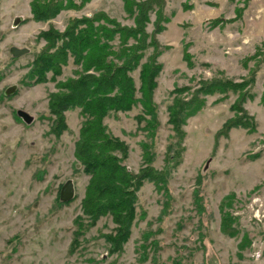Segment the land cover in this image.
<instances>
[{
  "label": "rangeland",
  "instance_id": "rangeland-1",
  "mask_svg": "<svg viewBox=\"0 0 264 264\" xmlns=\"http://www.w3.org/2000/svg\"><path fill=\"white\" fill-rule=\"evenodd\" d=\"M30 1L0 0V264H264V62L258 64L264 53L246 67L242 63L254 55L255 45L264 43V33H255L260 2L164 0L161 16L167 21L156 35L163 51L153 93L160 122L153 148L155 168L164 165L170 142L166 105L174 98L170 95L174 87L195 88L200 80L212 78L250 82L258 64L254 83L246 87L251 98L243 105L255 119L256 130L233 128L226 136H217L233 116L229 106L236 96L217 103V96L205 97V105L183 127L185 151L168 176V194L143 182L136 193L129 239L119 253H110L107 237L114 228L110 216L99 218L70 251L73 219L82 214L80 201L88 180L73 154L81 118L78 109L65 112L66 130L56 136L47 97L73 76L76 66L69 58L55 80L48 72L46 83L28 87L21 81L45 45L38 37L42 31L52 27L62 32L71 20L99 15L127 27L133 21L122 0H72L75 8L36 22ZM155 10L148 13L149 33ZM15 17L22 20L13 27ZM212 20L224 24L211 27ZM10 47L29 51L12 57ZM183 50L190 55V65ZM218 71L223 73L218 76ZM131 76L137 87L136 71ZM13 85L15 92L5 96V89ZM140 111L136 106L103 120L107 130L127 144L124 162L135 174L142 166L140 143L146 140L143 124L135 119ZM67 180L72 181L76 198L60 207L58 190Z\"/></svg>",
  "mask_w": 264,
  "mask_h": 264
},
{
  "label": "trees",
  "instance_id": "trees-1",
  "mask_svg": "<svg viewBox=\"0 0 264 264\" xmlns=\"http://www.w3.org/2000/svg\"><path fill=\"white\" fill-rule=\"evenodd\" d=\"M122 3L125 13L132 18L131 26L120 25L116 20L99 15L71 20L62 32L52 27L42 31L38 37L45 45L27 66L26 80L21 81L23 86L28 87L43 84L48 81V72L52 74L51 79L55 80L69 58L77 68L72 77L58 83L56 91L47 97L48 119L52 123L51 131L56 136L66 130L65 112L78 109L81 118L73 154L88 180L80 201L82 214L73 219L75 229L70 251L79 244V238L104 216H110L114 223L113 232L107 237L109 252L121 251L129 239L135 220L137 191L144 181H148L156 191L168 194V176L180 163L185 151L183 127L186 120L205 105V97L217 96V103L226 100L230 94L236 96L229 106L233 116L222 124L217 136H226L233 128H242L249 133L256 130L255 119L243 105L251 98V95H247L246 87L254 83L258 64L264 60L254 68L250 82L249 79L234 83L229 78H212L200 80L195 88L174 87L170 91L174 98L166 105L170 142L166 147L164 165L160 169L155 168L153 148L160 122L153 93L162 69L158 57L163 51L156 35L164 29L163 24L167 21L161 16L164 0H122ZM29 8L34 21L47 22L61 10L75 6L72 0H31ZM154 8L157 15L153 30L149 33L146 28L148 13ZM209 23L211 27L224 24L222 20L217 24L215 20ZM263 46L264 43L255 46L254 55H247L242 60L244 67L246 62L257 60L264 53ZM183 58L188 65L191 64L186 50H183ZM135 71L137 87L131 76ZM221 73L223 71H218L217 75ZM181 94L186 95L179 98ZM136 106H141V111L135 119L138 124H143L141 131L148 141L140 143L142 166L135 174L127 169L124 162L128 155L127 144L113 136L103 120L111 114L129 112ZM59 190L56 202L60 207L76 198L74 195L71 201L60 202ZM84 216L87 222H83ZM226 225V221L222 223L224 232Z\"/></svg>",
  "mask_w": 264,
  "mask_h": 264
},
{
  "label": "water",
  "instance_id": "water-1",
  "mask_svg": "<svg viewBox=\"0 0 264 264\" xmlns=\"http://www.w3.org/2000/svg\"><path fill=\"white\" fill-rule=\"evenodd\" d=\"M21 18L15 17L12 22V26L15 27L18 25L19 22H21ZM29 51L28 48H17V47H10L9 53L12 57H19L20 55H23ZM16 86H10L4 91V95L8 96L15 92ZM19 115V114H17ZM23 116V115H22ZM74 197V186L71 180H67L65 183L62 184L60 191H59V201L60 202H69Z\"/></svg>",
  "mask_w": 264,
  "mask_h": 264
},
{
  "label": "crops",
  "instance_id": "crops-1",
  "mask_svg": "<svg viewBox=\"0 0 264 264\" xmlns=\"http://www.w3.org/2000/svg\"><path fill=\"white\" fill-rule=\"evenodd\" d=\"M258 2H260V3H258V7H256V8H258V11L261 12V17H260V19H258V20L255 21L256 25H258L255 28V33L256 34L257 33L258 34H260V33L263 34L264 33V0H258ZM225 26H226V24H225Z\"/></svg>",
  "mask_w": 264,
  "mask_h": 264
},
{
  "label": "flooded vegetation",
  "instance_id": "flooded-vegetation-1",
  "mask_svg": "<svg viewBox=\"0 0 264 264\" xmlns=\"http://www.w3.org/2000/svg\"><path fill=\"white\" fill-rule=\"evenodd\" d=\"M3 94H4V92H3Z\"/></svg>",
  "mask_w": 264,
  "mask_h": 264
}]
</instances>
